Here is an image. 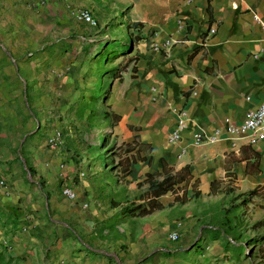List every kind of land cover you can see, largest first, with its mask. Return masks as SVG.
Returning <instances> with one entry per match:
<instances>
[{"label":"crops","instance_id":"0c3cea01","mask_svg":"<svg viewBox=\"0 0 264 264\" xmlns=\"http://www.w3.org/2000/svg\"><path fill=\"white\" fill-rule=\"evenodd\" d=\"M88 1L0 0V179L5 184L0 188V264H183L176 255L188 252L199 264H215L229 254L225 243L237 246L243 239L242 213L234 241L222 234L221 199L227 203L255 189L252 199L264 206V142L221 140L192 146L196 131L191 123L178 142L168 144L166 136L175 127L173 110H183L190 122L210 134L222 119L238 124L257 107L264 95V0H100L102 5L120 4L126 10L122 19L142 26L133 79L119 83L115 98L106 103L117 117L110 120L114 134L133 148L127 156L139 149L143 158L130 164L119 186L125 192L116 200L143 193L147 185L138 189L136 184L148 174L161 173L162 161L173 171L186 167L191 177L186 202H174L170 192L160 196L161 210L121 220L115 239L100 229L119 206L111 207L98 196L75 137L62 126L63 144L55 150L46 146L57 108L53 114L45 112L42 100H56L58 91L50 87L52 93L43 97L21 92L20 86L32 69L29 82L35 89L42 86L44 70L61 80L76 64V51H95L99 38L72 18ZM47 17L69 25L61 31L76 39L63 43L69 45L71 63L48 69L24 61L34 52L43 54L37 43L47 33L42 24ZM87 34L90 38H83ZM78 38L85 41L81 47ZM24 160L33 170L31 177ZM65 187L74 192V200L61 195ZM228 189L232 192L226 195ZM253 220L255 230L264 228L259 213ZM172 231H178L176 242L168 240ZM199 244L201 248L193 249Z\"/></svg>","mask_w":264,"mask_h":264},{"label":"rangeland","instance_id":"374dc122","mask_svg":"<svg viewBox=\"0 0 264 264\" xmlns=\"http://www.w3.org/2000/svg\"><path fill=\"white\" fill-rule=\"evenodd\" d=\"M96 1L97 3L94 0L88 1V5L86 4L85 6L87 8L83 9H87L91 12L94 20L97 23V26L95 28H90L87 25H81L80 28L87 26V28L91 29L90 34L97 36L96 38H99V43L106 41L105 43L112 44L115 43L116 40L122 42L125 41L126 34L124 27L122 26L117 28V26L121 22H127L124 21L122 17H119L121 11L126 12V10H122L120 4L102 5L100 0ZM42 24L44 31L46 30L47 33L45 34L42 42L37 43V45L38 48L43 47V54L34 52L33 55L24 57V61L33 63L37 62L38 64L46 66V69H48L50 65L53 66V64L58 65L60 63H71V61H69V58H71L69 45L63 43L66 40L70 41L76 39L73 37L70 38V36L74 34L68 33L70 36H67L65 30L61 31V29H68L70 26L66 24L63 25V22L52 20L49 17L42 20ZM57 26H59L60 29L57 30ZM47 27L49 28L47 29ZM48 32H52L50 37L48 36ZM128 32L131 33V30ZM90 34H87L88 36H83V38H90ZM78 40L80 41L79 47H81L85 41L79 38ZM50 49H52L51 52H49ZM66 51L67 53L65 54ZM136 54L137 53L134 45L131 53L118 56L112 59L109 63L103 65L101 69H98L99 66L94 60V50L86 51L85 53L84 50L81 49L80 54L77 51L75 55L73 54V58H76V64H74V66L69 71H66V73L61 76V80L52 78L50 73L44 70L41 78L42 86L35 89V84H31L29 82L31 80V76H34L32 69L29 70V74H31L30 77L29 74L27 76L26 73L27 77H24L23 80L20 81L21 92L30 94L37 92L39 94L38 96L41 94L44 97L45 94L48 96L52 93V88L50 90V87L55 88V90L58 91V97L56 100L45 98L42 100L45 112L53 114L55 107L57 108L56 115L51 117V119H55L52 128L62 132V126H65L67 128L65 130H68V132L73 137H75L76 141L79 143V147L81 150H83V154L86 145H100L97 137L102 135L106 144V149L104 152L112 157L111 160L115 163L118 161V159L127 156V151L131 148V145L127 144L125 146L124 143L119 140L118 135L114 134V125L112 124V121L103 123L99 120L97 122V126H95L94 129H92L89 133H85L83 130V125L73 118H70V116L67 114L66 107L76 105L81 98L88 100L89 91L92 90V88L95 86V83L100 79L102 86L101 89L103 90L101 93L103 102L100 103L97 101L95 106L98 109H108L107 104L115 98L117 91L116 87L118 84L122 81L128 84L133 79L131 73L133 62L129 61L128 59L135 56ZM114 67L117 68L116 73L121 78L120 82L115 79L111 71H109ZM113 73H115V71ZM32 81H34V79H32ZM131 155L132 154H129V156ZM117 175L119 176V174ZM118 185H122V182H120ZM258 203V199L255 198L251 199L250 202L244 206L242 209L244 228L241 230L243 239L241 243L237 244V246H234L233 243L230 245L225 243L224 249H229V254L228 256H222L221 258L217 259L214 262L215 264H264V238L261 239L258 237L260 233L262 234L264 232V228H257V230H255V226H252V223L256 220H253V218H256L258 213L259 218L263 221L262 223H264V206H259ZM258 206L260 211L257 210ZM196 247L201 248L202 245H195L193 249H196ZM176 256L182 257L180 262L183 264H199L200 262L196 259V256H192V252L180 253ZM174 261L176 260H172V262Z\"/></svg>","mask_w":264,"mask_h":264},{"label":"trees","instance_id":"16d2710c","mask_svg":"<svg viewBox=\"0 0 264 264\" xmlns=\"http://www.w3.org/2000/svg\"><path fill=\"white\" fill-rule=\"evenodd\" d=\"M207 11L209 12V8H207ZM124 13L125 12H121L119 17H122ZM122 26L125 29V41L116 40V42L112 44L103 41L97 45L94 51V60L99 66L98 69H101L103 65L109 63L118 56L131 53L133 46L141 40L140 29L142 26L140 23H131L127 21L125 23H119L117 28ZM129 30H131V33L128 32ZM128 60L133 62L131 73L134 74L136 72L135 64L138 60L137 54ZM116 69L117 68L114 67L109 71H111L113 77L120 82L121 78L117 75ZM114 71L115 73H113ZM101 88L102 86L99 79L92 90L89 91L88 100L81 98L76 105L68 108L67 113L70 118L80 122L84 127L83 130L85 133H89L94 129L99 120L100 122L107 123L111 118H117L116 116H112L108 109H98L95 106L97 101L100 103L103 102L101 95L103 90ZM97 140L100 142V145H86L84 148V169H86V172L92 178V183L98 196L102 200L107 201L111 207H116V205L119 206L118 212L106 219L100 231L111 233L113 235L112 239H115V226L118 222L125 219L145 217L155 211L161 210L162 205L158 202V198L168 192L175 194L174 202H179L181 204L186 202V188L191 180L187 168L183 167L177 171H173L166 166L164 161H162L161 173L153 175L148 174L143 181L136 184V188L138 189L143 185H147L143 193L135 195L132 198L125 197L121 198L120 201L116 200L119 194L125 192V189H121L118 184L123 182L124 178L129 174L130 164L142 161L143 158L139 157V149H137L134 155L125 156L114 163L111 160L112 157L104 152L106 149L104 137L99 135ZM124 145L126 146L127 144ZM132 150L133 148L131 147L127 153ZM24 167L26 173L30 177L33 176V170L27 165L25 160ZM117 174H119V176ZM159 177L162 178L158 180L157 178ZM214 184L215 182H212L210 188L213 187ZM193 185H195V182ZM38 186L42 188L41 183H38ZM117 187L120 189L119 191H115ZM177 192L181 194L178 196L176 195ZM231 192L232 190L228 189L225 194L227 195ZM256 194L257 190L254 189L244 195L230 197L227 203H225L223 198L221 199L220 206H222V209L219 211L221 215L220 228L222 234L226 236V239L234 241L235 237L233 236L237 235L236 232L242 223L241 209H243ZM192 195L194 198H197L199 193L194 191ZM212 232L215 233V236L219 234L217 231L212 230Z\"/></svg>","mask_w":264,"mask_h":264},{"label":"built area","instance_id":"2783aa9c","mask_svg":"<svg viewBox=\"0 0 264 264\" xmlns=\"http://www.w3.org/2000/svg\"><path fill=\"white\" fill-rule=\"evenodd\" d=\"M36 1V0H33ZM37 4H44V1H40ZM72 18L77 23L86 24L90 28L97 26L91 12L87 9H80L72 13ZM213 30H209V34H212ZM172 113L175 116V127L166 136V142L168 144H174L179 141L180 134L187 127V123H191L194 126L196 133L193 135L191 142L192 146L210 145L221 140H229L231 142L244 140L248 145H254L258 142H264V95L260 100L257 107L247 112L244 115L243 120L234 124L230 122L228 118H224L221 121V125L213 129L210 134H207L203 129L197 127L193 122H190L186 113L183 110H173ZM46 146L49 149L55 150L61 144V132L54 129L46 137ZM79 178L84 176L83 172L77 174ZM0 188H5L4 181L0 179ZM61 195L69 201L75 199V194L69 188H62ZM179 224H175V229L178 230ZM179 239L178 231H172L168 234V240L170 242H176Z\"/></svg>","mask_w":264,"mask_h":264}]
</instances>
